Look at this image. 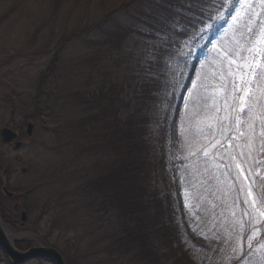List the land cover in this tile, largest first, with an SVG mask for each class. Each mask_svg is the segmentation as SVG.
<instances>
[{
    "label": "trees",
    "instance_id": "obj_1",
    "mask_svg": "<svg viewBox=\"0 0 264 264\" xmlns=\"http://www.w3.org/2000/svg\"><path fill=\"white\" fill-rule=\"evenodd\" d=\"M43 1L36 25L28 18L33 50L26 49L28 61H42V70L21 86L13 77L26 75L21 65L26 58L0 63V69L10 67L2 76L0 118L18 112L24 120L44 116L50 124L49 139L35 140L53 159L32 168L34 182L22 205L31 220L26 229L48 244L49 234L54 235L66 264H264L260 250L245 261H226L220 245L206 256L189 245L165 173L167 129L152 124L149 115L182 43L196 36L227 0H83L76 18L75 8L66 9L64 0ZM131 38L132 46L127 44ZM69 44L78 47L62 58ZM139 45L147 48L145 58L138 56ZM256 79L262 87L255 104L244 103L254 109L232 107V125L236 120L253 124L254 150L246 151L242 166L247 180L256 181L254 194L264 191V94L259 91L264 80L257 73ZM126 87L132 92L128 101L122 97ZM255 107L261 111L252 123ZM212 110L222 113L218 105ZM179 155L185 186L201 212L192 229L211 240L210 218L203 217L206 233H200V218H219L236 194L221 167L209 160L188 163L182 148ZM108 215L115 220L114 233L105 226ZM256 220V242L264 243V216L256 214ZM15 244L23 249L32 242Z\"/></svg>",
    "mask_w": 264,
    "mask_h": 264
},
{
    "label": "rangeland",
    "instance_id": "obj_2",
    "mask_svg": "<svg viewBox=\"0 0 264 264\" xmlns=\"http://www.w3.org/2000/svg\"><path fill=\"white\" fill-rule=\"evenodd\" d=\"M75 1L78 4H72ZM21 2L22 4L20 5L18 0H0V63L6 62V60L11 58H26L21 64L24 66L26 75L18 78L13 77L21 86H26L35 79L38 71L40 72L44 67L42 61L31 63L27 59L29 57L26 49L33 50V47L29 44L32 39V32L29 30L30 23L28 18L30 17L33 22L36 14L41 16L46 4L43 0H21ZM64 3L66 9L68 6L75 8L73 10V18L78 16L80 10H84L85 1L83 0H64ZM33 24L35 23L33 22ZM262 33H264V0H227L225 7L205 27L201 28L195 37L187 39L180 47L177 56L173 60L174 62L171 65L158 102L151 110L150 119L152 124L159 121L168 128V141L165 147V154L167 155L165 173L169 179V187L176 197L183 231L189 238V243L193 247L200 249L202 254L208 253L213 243H209L202 236H194L188 228V222L195 211L190 204L193 202L188 197L186 190L181 188L184 176L182 174V157L179 155V151L182 148L188 163L199 164L202 159L200 156L205 154L204 151H196L193 148L192 151H195L196 154L190 155L187 145L193 138L195 141H199L196 138L204 135L206 137L204 142H207L204 146L207 148V154L204 155L206 156L205 159L209 156L210 162L215 166L222 167L229 174H227V179L231 181L232 191L242 201L252 199V197L247 196V188L251 184L250 180L245 179L243 170H241V173L237 172V160L235 158L232 159L230 156L246 148H250V150L253 148L251 145L252 136L249 134L251 133L250 130L253 129V124L251 129L248 127L249 123H239L238 125L236 122L232 125V107L236 106L240 109L244 103L252 102L254 104L258 87H262V82L256 79V70L260 58H264V43H261L259 39ZM133 43L134 40L132 38L127 40V44L130 46ZM77 47V44L67 45L62 58H68L69 53ZM146 51V47L139 45L138 56L145 58ZM226 52L231 53V57L225 56L224 53ZM246 58H254L252 73L249 76V82L247 84L243 83V88L237 90L236 85H240L241 79L237 84H234L226 77H232V79L238 77L241 74V70H243V61ZM232 60L235 63H231ZM195 61H197V64L194 68V74L187 80L188 66L190 62ZM180 62H184L183 67L180 71H176ZM225 64H227V68L222 70V72H217ZM244 66L245 68L247 67L246 64ZM9 68L0 69V88L4 87L2 85V76L6 74ZM217 74L220 75L215 78ZM215 79H219L220 82L218 83ZM194 85L196 86L195 88L193 87ZM242 89L248 90V95H245V91ZM239 92L244 94H240L237 98L236 94ZM131 93V89L126 87L122 94L123 99L128 101ZM253 94H255V99L250 101L249 96ZM241 97H243V100L240 99ZM180 100H182V104L178 123H176L175 107L178 106L177 104ZM218 104H221L222 107L220 115L212 110ZM124 114L125 112H122L121 116H124ZM5 116L7 117L0 118V125L3 123V125L11 126V121H13V125H17L22 119L18 112H13L10 115L8 112ZM37 127L35 124V129ZM246 131L249 132L243 133ZM41 136L36 138L40 139ZM225 136L228 137V144L223 146ZM48 139L45 136L43 143ZM234 139L236 141L235 144H233ZM21 149L14 150L11 146H5L0 143V157H3L0 163L2 166L10 164L16 168V172L10 182L13 188L18 189L23 188L25 182L27 185L32 184L35 178L33 169H31L28 177L27 174L21 172L24 159L29 162L27 164L29 165L32 163L31 158H34L35 164L40 168H43L46 160L53 159V155L41 149L37 143L34 145L30 143ZM253 150L254 148L251 151ZM16 156H21V158L17 160ZM238 164L242 167L239 162ZM219 180L224 181V176H221ZM238 201L240 202L241 200L238 199ZM226 211L224 213L229 214ZM236 215L243 219L245 214ZM107 220L105 224L107 230L111 233L116 232L117 228L113 216L108 215ZM251 233V238L254 239V231ZM228 234L232 236V241L235 244V247L231 249V253L240 256L244 252L243 230L236 228ZM9 235L15 239L30 236L28 234L17 235L11 233ZM49 240L50 243L59 245L58 239L54 235L49 234ZM260 247L261 245L256 248ZM7 263L3 252L0 251V264ZM24 264L51 263L36 259Z\"/></svg>",
    "mask_w": 264,
    "mask_h": 264
},
{
    "label": "water",
    "instance_id": "obj_3",
    "mask_svg": "<svg viewBox=\"0 0 264 264\" xmlns=\"http://www.w3.org/2000/svg\"><path fill=\"white\" fill-rule=\"evenodd\" d=\"M45 122V121H44ZM32 125L28 124L27 133L31 132ZM1 139L3 142L8 143L16 138V133L9 128H2L0 130ZM21 143L16 142L15 146L18 147ZM8 195H11L8 191H5ZM24 218V214H23ZM0 248H2L9 257L12 264H19L27 259L31 258H45L51 261L53 264H65L61 254L53 247L46 246L43 242H40L38 246L30 247L27 250H18L6 237L2 224L0 221Z\"/></svg>",
    "mask_w": 264,
    "mask_h": 264
},
{
    "label": "snow or ice",
    "instance_id": "obj_4",
    "mask_svg": "<svg viewBox=\"0 0 264 264\" xmlns=\"http://www.w3.org/2000/svg\"><path fill=\"white\" fill-rule=\"evenodd\" d=\"M260 42L264 43V33L261 34L260 36ZM225 56L227 57H231V53H224ZM231 63H235L234 60L231 61ZM255 71V70H253ZM257 78L260 80H264V69L259 70V72L257 73ZM245 84H247V81L244 82ZM194 88L196 87L195 85L193 86ZM243 91H245V95H248V90L246 89H242ZM259 91L261 92V94H264V89H259ZM241 100H243V97L240 98ZM255 99V94L249 96V100H254ZM245 105H241V111L244 110ZM254 107V105L252 103H248L247 104V109L249 112L252 111V108ZM240 121L237 120V124L239 125ZM249 129L252 128V124L249 123L248 124ZM183 134V133H182ZM241 135H243V133H241ZM188 148L190 151V155H195L196 152L192 151V149L196 146V141L193 138L189 143H188ZM203 150L205 154H207V148H205L203 145L199 146L196 148V151H201ZM240 165H237V168H239ZM245 179H247V177H245ZM261 182L264 183V178H261ZM256 184V181L253 180L252 183L248 186L247 188V196L248 197H252L251 200H245L244 202L246 204L249 205V207L251 208L252 212L254 213H258L259 215L264 216V191H258L254 194L253 192V186ZM243 190V188H242ZM246 215L248 214L247 212L245 213ZM249 239H251V237H249Z\"/></svg>",
    "mask_w": 264,
    "mask_h": 264
},
{
    "label": "flooded vegetation",
    "instance_id": "obj_5",
    "mask_svg": "<svg viewBox=\"0 0 264 264\" xmlns=\"http://www.w3.org/2000/svg\"><path fill=\"white\" fill-rule=\"evenodd\" d=\"M19 137H20V139H22L23 136L21 135V133H20ZM25 142H27V143L24 144L23 147L28 146V144H30V142L28 140H26ZM0 158L3 159V157H0ZM16 159L18 160L19 157H16ZM3 167L7 168L6 178H7L8 189L10 191H12L11 188L9 187V180L12 178V176L14 175V172L16 170L12 166L8 165V166H1L0 167V172H1ZM21 171H22V173H24L26 170L22 168ZM0 186H1V181H0ZM18 208H19V205H18V202H16V199H8V198H6V197H4L2 195L0 196V212L3 211V214H11L12 216L7 215L8 216L7 218L10 219V217H12L11 221L14 224H18L19 223L18 222V218H15L16 214H20V212H21V210L19 211Z\"/></svg>",
    "mask_w": 264,
    "mask_h": 264
}]
</instances>
